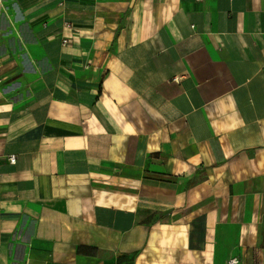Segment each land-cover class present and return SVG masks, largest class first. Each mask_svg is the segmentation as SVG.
I'll use <instances>...</instances> for the list:
<instances>
[{
	"label": "crops",
	"instance_id": "crops-1",
	"mask_svg": "<svg viewBox=\"0 0 264 264\" xmlns=\"http://www.w3.org/2000/svg\"><path fill=\"white\" fill-rule=\"evenodd\" d=\"M234 258L264 264V0H0V264Z\"/></svg>",
	"mask_w": 264,
	"mask_h": 264
},
{
	"label": "built area",
	"instance_id": "built-area-1",
	"mask_svg": "<svg viewBox=\"0 0 264 264\" xmlns=\"http://www.w3.org/2000/svg\"><path fill=\"white\" fill-rule=\"evenodd\" d=\"M67 26H68V25H67ZM66 43H67V41H64V44H66ZM10 162H11L12 164H15V163H16V156L12 155V156L10 157ZM229 264H239V260H238L237 258L230 259Z\"/></svg>",
	"mask_w": 264,
	"mask_h": 264
}]
</instances>
